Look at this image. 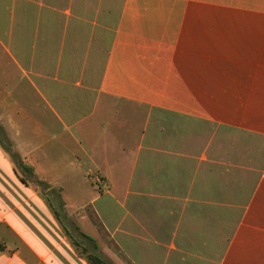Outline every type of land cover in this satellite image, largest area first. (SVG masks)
Returning a JSON list of instances; mask_svg holds the SVG:
<instances>
[{
	"label": "crops",
	"instance_id": "0c3cea01",
	"mask_svg": "<svg viewBox=\"0 0 264 264\" xmlns=\"http://www.w3.org/2000/svg\"><path fill=\"white\" fill-rule=\"evenodd\" d=\"M54 202L113 264H264V0H0V264H91Z\"/></svg>",
	"mask_w": 264,
	"mask_h": 264
},
{
	"label": "trees",
	"instance_id": "16d2710c",
	"mask_svg": "<svg viewBox=\"0 0 264 264\" xmlns=\"http://www.w3.org/2000/svg\"><path fill=\"white\" fill-rule=\"evenodd\" d=\"M11 156L12 158H15V154H11ZM20 166L22 167V170H28V168L23 164ZM36 184L42 189L48 188V185L42 181H36ZM56 215H58V217L60 216L65 221V223H67L65 215H60L57 211ZM67 228L68 227L66 226V232L72 238L74 245L80 248L81 252L85 254L87 260L91 264H113L110 260L96 252V244L91 237L78 231V227L76 226H74L72 230Z\"/></svg>",
	"mask_w": 264,
	"mask_h": 264
},
{
	"label": "rangeland",
	"instance_id": "374dc122",
	"mask_svg": "<svg viewBox=\"0 0 264 264\" xmlns=\"http://www.w3.org/2000/svg\"><path fill=\"white\" fill-rule=\"evenodd\" d=\"M51 197L52 196L50 195V198ZM62 197H63L64 200H70L71 193H64V194H62ZM53 204H54L55 209L57 210V212L61 215L62 214V209H61V205L62 204H57L56 202H54ZM62 215H64V214H62ZM66 224L69 226V228H71V229L74 228V223L71 220H69Z\"/></svg>",
	"mask_w": 264,
	"mask_h": 264
}]
</instances>
